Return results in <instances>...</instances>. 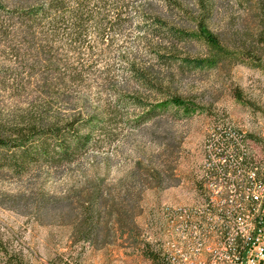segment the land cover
<instances>
[{
	"label": "rangeland",
	"instance_id": "rangeland-1",
	"mask_svg": "<svg viewBox=\"0 0 264 264\" xmlns=\"http://www.w3.org/2000/svg\"><path fill=\"white\" fill-rule=\"evenodd\" d=\"M125 1L130 7L105 33L91 23L78 41L69 31L53 34L60 70L50 72L32 36L16 33V10L27 1L0 0V126L41 114L46 122L101 120L83 131L91 143L72 163L21 172L3 165L10 153L0 150V264L6 253L26 264H156L146 249L162 250L164 208L202 202L211 134L222 124L248 137L252 159L264 167V69L183 65L182 58L206 56L204 42L170 41L144 25L141 11L196 31L201 0H170L171 7L165 0ZM260 1L203 0L208 29L234 45L256 32ZM111 10L100 12L111 19ZM172 96L195 110L158 109L137 123L151 104ZM134 98L146 106L136 107ZM85 208L92 215L89 242L81 240Z\"/></svg>",
	"mask_w": 264,
	"mask_h": 264
},
{
	"label": "trees",
	"instance_id": "trees-1",
	"mask_svg": "<svg viewBox=\"0 0 264 264\" xmlns=\"http://www.w3.org/2000/svg\"><path fill=\"white\" fill-rule=\"evenodd\" d=\"M24 1H27L26 6H22L16 10L20 23L16 33L21 32L32 36V41L42 49L45 57H47L45 63L47 64V70L50 72L60 70L59 62L56 61L53 51V43L55 42L53 34L69 31L71 34L77 35L75 40L78 41L79 37L87 32L91 23H95L98 29L105 33L114 25H118L119 19L130 7L129 4H125V0ZM165 1H168V5L171 7L172 2L170 0ZM201 1L203 4V15L197 22L196 31L177 29L158 16L141 11L144 17V25L156 37H165L170 41L182 43L199 39L204 42L207 47L206 56L193 59L182 58L183 65L193 67L194 69H204L217 67L225 62H234L264 69V0L258 3L255 10L256 32H248L234 45L225 43L208 29L207 21L210 10L203 0ZM110 4L111 6H109ZM107 7L112 8L113 16L111 19L110 14L100 12L102 9H109ZM101 17L103 18L101 19ZM104 35L102 38H104ZM159 57L167 56L159 54ZM174 58L179 57L171 56V59ZM138 77L144 80V76L138 75ZM132 100L136 107L142 108L146 106L145 102L140 99L134 98ZM169 107L182 108L187 112L195 110V106L190 102L172 96L166 101L155 105L151 104L150 110L142 115L137 120V123L151 120L158 109L164 111ZM100 121L96 116H78L65 121L52 120L51 122H46L41 114L37 118L29 119L17 126L7 128L0 126V150L10 153L3 165L23 172L32 165L72 163L77 157L74 155L84 151L91 143L92 134L90 130L99 125ZM87 129L90 132H83ZM215 129L226 130L238 136L239 140L248 150L247 156H252L249 139L245 134L234 129L229 124H222ZM233 142L235 145L237 144L235 140ZM85 210V224L87 227L81 230L83 237H85L81 240L89 242V238L86 236L92 233V226H89L92 215L89 208H85ZM129 234L130 237H134L133 230H130ZM0 245H2L1 242ZM1 251L3 252L2 248ZM146 252L156 264H160L161 250L158 253L151 246H147ZM5 255L6 258L3 264H26L20 256L9 255L7 253Z\"/></svg>",
	"mask_w": 264,
	"mask_h": 264
},
{
	"label": "built area",
	"instance_id": "built-area-1",
	"mask_svg": "<svg viewBox=\"0 0 264 264\" xmlns=\"http://www.w3.org/2000/svg\"><path fill=\"white\" fill-rule=\"evenodd\" d=\"M208 152L202 202L164 208L160 264H264V167L226 130Z\"/></svg>",
	"mask_w": 264,
	"mask_h": 264
}]
</instances>
